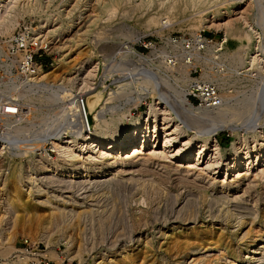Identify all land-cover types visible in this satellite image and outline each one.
<instances>
[{"label": "rangeland", "instance_id": "rangeland-1", "mask_svg": "<svg viewBox=\"0 0 264 264\" xmlns=\"http://www.w3.org/2000/svg\"><path fill=\"white\" fill-rule=\"evenodd\" d=\"M6 3L9 8L4 9L0 17V39L10 37L19 27L29 24L34 29V35H38V39L47 46L35 56L36 63L43 69L35 70L29 77L10 70L13 74L10 78L6 73L9 71L0 64V102L12 99L24 113L23 130L16 134L19 141L27 142L42 132L52 136L55 130H65L68 113L63 109L69 101L101 84L106 85L110 93L113 91L122 95L117 100L110 101V106L125 104L128 115L134 119L146 112L152 101L155 102L153 99L156 92L166 94L173 103L175 96L171 87H175L176 82L166 72L159 71L163 64L155 60L135 61L130 53L138 50L151 57L157 50L167 48L168 36L187 38L199 32L215 43H221L225 30L205 25L207 19L213 17L216 18V24L227 21L226 19L232 20L233 24V30L221 50L224 54L221 58L227 63L230 73L226 72L224 77H219L228 80V85L232 86L231 94L225 95L236 97L239 94L237 99L240 100L242 94H246L247 98L250 97L247 108H251L246 111L248 113H243L239 108L236 111L239 114L231 119L236 131H219L214 136L215 141L223 154L229 153L234 144L248 141L262 128L260 126L256 131L250 132L244 126L251 123L254 117L256 119V116L260 117V123L264 119V84L257 101L262 102L260 107L255 102V93L252 94L259 86L260 76H250L252 72L264 74V63H260L264 62V56L263 60L257 57L252 67H246L245 64L244 69H241L237 58L248 63V58L252 55L264 53L263 48L256 44L260 39L258 32H263L264 37V0H206L194 7L191 0H7ZM238 8H242L240 10L245 13L233 15ZM236 19L238 20L235 21ZM250 33H253L252 39L256 41L253 46H247L246 39L250 37ZM143 43H146V47ZM90 63H93V67L96 66L92 76L86 73L91 70L88 68ZM79 66L84 68L82 78L87 86L93 84L90 89L84 84L78 86L73 82ZM124 67L134 73L140 67L150 68L158 71L159 78L168 83H162L165 86L155 83L154 87V82L147 79L148 83L145 84L144 75L147 74L144 71H140L141 84H136L138 78L134 79L133 72L124 76L129 81H118ZM247 70L245 74L237 75ZM138 98L141 102L139 106L131 104ZM237 103L235 106L240 107L238 104L241 103ZM174 107L179 111L177 106ZM109 118H105L107 124L111 121L114 125L121 124L122 120ZM177 122L181 124L179 126L182 131L191 135L194 140H197V131L209 128L208 121L185 112ZM12 132L14 134L12 127L0 121V133L7 135ZM50 136L44 149L37 150L36 154L54 159L58 156L51 146ZM1 144L0 259L3 260L20 252L18 249L26 247L28 252L40 254L38 262L40 257H45L49 264H103L113 256V251L127 246V252L113 260L139 253L137 264H151L154 259L157 264H177L166 252L172 242H187L191 248L200 245L203 248L224 235L230 238V246L237 258L233 260L227 257L222 264H247L243 260L246 255L243 248L239 250L237 246L241 247V240L245 241L246 237L248 239L255 230L264 231V227L259 229L260 225L256 224L251 227L246 225L239 234L235 233L233 229L227 228L228 218L224 217L226 210H233L236 206L248 209L255 207L257 212L264 208V177L258 179L261 174L264 175V163H258L252 169L258 179L253 190L247 189L245 182L236 189L226 190L220 188V183L224 180L222 173L213 175L210 170L203 171V166L191 167V164L190 172L186 171L184 169L187 162L181 163L160 153L153 155L152 148L146 147L144 154L131 160L123 158L125 154H114L117 159L119 156L125 159L120 164L117 161L106 165L102 163V158H93L95 166L106 165L103 166V173L83 176V172L78 171L77 175L69 176L63 171L56 174L41 171L42 165L33 161L32 153L11 156L10 154L18 151ZM129 149V154H133L135 147L130 146ZM223 160L224 157L221 163H224ZM230 174L224 182L233 179V173ZM31 179H36L34 184H31ZM19 180L23 184H18L17 187L16 182ZM39 188L42 192L37 191ZM12 190H15L14 195L19 196L21 205L13 200ZM76 202L83 203L91 211L85 217L76 215L81 211L75 207ZM6 238H11V242L8 243ZM241 250L242 253H239ZM213 254L218 256L217 252ZM17 256L12 264L26 261L27 264H32L36 260L33 254ZM198 256L200 255L183 257L181 262L189 264ZM25 257L28 259L23 260Z\"/></svg>", "mask_w": 264, "mask_h": 264}, {"label": "bare ground", "instance_id": "bare-ground-1", "mask_svg": "<svg viewBox=\"0 0 264 264\" xmlns=\"http://www.w3.org/2000/svg\"><path fill=\"white\" fill-rule=\"evenodd\" d=\"M204 1L206 2V0H199V1L191 0V4L194 7L197 4H200V3L202 4V2L204 3ZM6 2L7 0H0V17L2 13L4 12V9L7 8ZM240 9L242 8H238L235 10L233 9L234 11H237L233 15H241L245 13L243 12V10H240ZM215 19L214 17L207 19V22L205 25H207L208 27H220L222 28V30H225L223 41L221 43H214L211 46L213 52H218L219 55L223 57L224 54L221 53L222 52L221 50H222L223 45L226 44L228 37L233 30V24H232V20H228V19H226L227 21L223 20L224 22L216 24ZM237 20L238 19H236L235 21ZM256 28L255 30L256 32H258ZM32 30L34 31L33 28ZM261 34H263V32H258V37L260 39L258 40V42H256L255 39H252L254 36L253 33H250L249 35L250 37L246 39L247 46H253L254 44L253 42H256V44H259L264 50V45L262 44V41H261ZM34 38H37L36 40H38V44H43L38 39V37H34ZM255 51L257 50L255 49ZM257 54H261V56ZM262 54L263 52L262 53L258 52L254 54V56L251 54L252 56L248 58L249 60L248 63H243L242 60H240V58H237L238 62L240 63L241 69L254 66L257 57H260V59L263 60ZM93 61H96V60L94 59ZM260 63H264V62L261 61ZM245 64H247L246 67H245ZM165 66H167V68H165ZM165 66H164L165 71H167V69H170L168 65H165ZM95 67L96 66L93 67V63L88 64V68L91 70L90 72H86V73H88L89 76H92L95 73ZM37 69H43V68L40 66H36L35 70ZM88 70H85V71H88ZM83 71H84L83 66H79V68H77L76 75L73 79L74 80L73 82L76 85L84 84L86 88L90 89L91 88L90 86L93 84H91L90 86H87L86 81H84L82 78ZM170 71H174V70L170 69ZM180 72L186 73L187 70L181 69ZM245 72H248V70L240 74L237 73V75L241 76V74H245ZM145 73L147 75H144V77L146 78L144 83L145 82L148 83L147 79L150 82L152 81V83L154 82V84H152L154 85V87H155V83L157 82L158 84L168 83V82L163 81L162 80L163 78L162 79L159 78L160 80L159 81L157 80V82H155V80L158 78L155 79L152 74H149L148 72H145ZM31 74L27 75V77H29ZM256 74L260 76V80L258 82L259 86L257 87V89H255L256 92L252 91V94L255 93L254 94L256 95L255 102L258 104L257 106H260L261 101L260 102H257V101L261 95L260 88L262 84H264V74L256 72L253 75H256ZM212 75H217V76H212ZM225 75L226 73L218 74L215 72L206 74L208 78L216 81L221 89H223L224 91L227 90L225 91V93L223 92L224 103L216 109H213L211 111L209 110L201 111L198 109H196L197 111L189 110L188 107H186L184 103L185 102L184 87L187 83L188 77L185 75L184 77H181L180 80H177V78L174 75L173 78L175 79V82L178 81V84L176 83L175 87L172 86L171 89L173 90V96H175V100L173 99L174 101L173 103L175 106L178 107L176 108L179 109V111L175 109L169 97H167L166 94L160 93L161 92L160 91L159 93L156 92V96L153 99L155 102L152 101L151 104L148 106L147 111L144 112L140 117L136 119L131 118L132 116L128 115V110L126 109L127 107L125 104L117 105L114 107L110 106L111 104L110 101H112L113 99H116L119 95L122 96L121 93H115L113 91L110 93L107 90L106 85L104 84L94 86L92 90L88 92H84L82 95L78 96L77 98L71 99L68 104L66 103L67 106L65 105L66 107L63 109V111L68 113V117L65 120L66 127H65V130L63 129L64 131L62 129L55 130V133L52 134V136H50V134L47 136L45 132H42L38 137L36 138L33 137L27 142L19 141L18 138L16 137L17 136L16 134L19 133L21 130H23L22 124L25 123V119H23L24 113L20 111L18 108L15 109L14 106L8 105L5 108L6 112L4 113L3 116L6 118L5 120L7 122V125L9 127H12L14 134L12 132V134H7L3 138H7L10 140L13 139L14 141L11 145L8 144L9 146L6 145L4 147H8L9 149H16L18 151V153L14 152L15 154H10L11 156H22V155L27 154L28 152L32 153L33 161L34 160L38 161L39 164L42 165L41 171H46L47 173L51 172V174H54V173L56 174L57 172L63 171L67 173L69 176L70 175L72 176V174L75 175L76 173H78V171L83 172V176H88L92 173H103L104 172L103 166L106 167V165L115 164L117 161H119V164H120V162L123 163L124 162L123 160L125 159L131 160L137 157L139 154H144V150L147 147V148H152L151 154L153 155L160 153V154H164L165 157L176 159L177 161L181 163L187 162L188 164H186L185 169L183 168L186 171H189L191 167H194V165H201L203 166L202 170L205 172H207L206 170H210L213 175L217 173H222V175H224V180L225 179L228 180L227 176H230L231 175L230 173H233L232 174L233 179L231 181L224 182L223 180L220 183V188L222 189L233 190V189H236L238 185L245 182L247 189L253 190L254 187L257 185L258 179L259 178L261 179L264 177V175L261 174L260 177L256 179L257 178L256 174L252 173L253 171L252 169L255 168L256 164L264 163V119L260 120V121H263L260 123L258 120V118L260 117L255 115L257 118L255 119L254 117V120L251 121V123H248V125L246 123L244 127L245 128L247 127L248 131L254 132L257 129H259V127L261 126L262 127L261 130L260 131L258 130V132H256V136H253V138L249 139L248 141L245 140L243 142H237L236 144H234L232 150L229 153L223 154L221 152L220 146L215 141V138H214L215 134H217L219 131H222L224 129H230L232 131H236L235 128L232 127V122H231L232 117L234 118V115L239 114V113H236V111H238V109L240 108L239 110L242 109L244 113L247 110L251 109V108L250 109L247 108L248 103L250 102L249 100L250 97L247 98L246 94L245 95L242 94L243 96H241L242 98L240 100L237 99V96L239 95L238 93L236 97L226 96L227 94H231L232 86L228 85L230 84L228 80L226 81L224 78H221V77H224ZM119 77H118V81L125 80L124 78L122 77L119 78ZM125 81H129V79ZM141 82L142 80L138 79L136 81V84H141ZM65 96L67 95L65 94ZM142 97H144V95ZM56 98H58L57 95H56ZM140 98H138V100L135 99V101H132L133 103L131 102V104L139 106L141 103ZM237 102L238 103L240 102L241 104H238ZM236 103L240 107L235 106ZM263 106H264V102H263ZM184 112L186 114H191V115L199 114L198 116L196 115L195 116L197 118L199 117L202 120L205 118L206 120L205 119L204 120L209 122V128H205V129L203 128V130L196 132L198 134L197 140H194L191 135L185 134V131H182L181 127L179 126L180 123L177 122L179 121V119L182 118V115ZM106 117H110L109 118L110 120L111 119L113 120V118L115 119L116 117L117 120L119 121L122 120L121 124L114 125L112 121L109 124H107V121L105 119ZM73 128H75V130H72ZM24 129H25V126H24ZM49 136L52 137V139H50L52 141L51 146L53 147L54 151L57 153V156H58L57 158H54V159L50 158L49 156L47 157V155L46 157H42L41 155L36 154L37 150H40L41 148L44 149L46 142H48L47 139L49 138ZM177 140H179L178 141L179 144L176 145L175 143ZM130 146L135 147L134 153L131 155L129 154V151H128L130 150L129 149ZM192 146H193V151H192ZM157 149L159 150L155 152ZM114 154L116 155L119 154L120 156L125 154V157H123L125 159H123L120 156L117 159L116 155ZM84 155H88V156L85 157ZM96 157L102 158L103 159L102 163L106 165L95 166L96 163L93 162V158L95 159ZM223 157H224V160H223L224 163H221ZM110 158L111 160L112 158L114 159L111 161ZM190 164L193 166L190 167ZM234 173L236 175H234ZM199 175H196V176L198 177ZM25 176L27 177V174ZM34 178L35 177H33V179ZM35 180L31 179L32 181L31 184H34ZM16 183H17L16 185L17 187H18V184L19 185L21 183L23 184V182H21L20 180ZM37 191L42 192L40 188L37 189ZM11 194L14 195L15 190H12ZM19 199L20 198L18 195H14L13 200L16 202L18 201L21 205V202L19 201ZM47 199H48V196H47ZM77 203L78 202L74 203V205H77L75 207L80 208L81 211L77 212L76 215H80L83 217L84 215L88 214L91 211L89 210L88 206H83V203L81 204H77ZM254 208L255 207L251 209L249 207L248 209L245 207L236 206L235 208H233V210H226V212L224 213V217L226 216L225 218H228L226 219V222L229 225L227 228L233 229L235 233H238L246 225L251 227L256 224H259L260 225L259 229L261 227H264V208L260 210L259 212H257ZM4 209L6 213H8L6 206H4ZM71 210L73 209L71 208ZM24 215H27V213ZM245 236H248V235H245ZM6 239L7 241H9L8 243L11 242L10 241L11 238H6ZM229 239L230 238H228V236H224V235L219 236V239L216 242L211 241L207 243L208 248L207 246H205L207 249L203 253L201 252L205 249V247L202 248L201 245L198 247L191 248L190 243L188 244L187 242L174 241L170 245H168V247L166 248V252L171 259L177 262V264L184 263L183 261L181 262V259H183V257L195 256V255L196 256L200 255V256H198L197 258L195 257L196 259L192 260L190 263L188 262L189 264H222V261H225L227 257H230L233 260L234 259L236 260L237 258L236 252H234L233 248L230 246L231 241ZM241 241H243L240 243L241 247L237 245L236 246L239 250L240 248H243L242 250L246 254L243 260L247 262V264H264V231L255 230V232L251 234V236H249L248 239L246 237L245 241L244 240H241ZM126 248L127 246H123L121 250L113 251L112 253L113 256H111V258H109L107 261L103 262V264H137L136 261L138 260L139 253L129 254L126 257H123V259L117 258L118 260H115V259L113 260V258H116L118 256H123L122 254L127 252ZM242 250L241 252L239 251V253H242ZM214 252H217L218 256L214 255L213 254ZM39 255L40 254H33V257L36 258L35 260L36 262H38L37 257H39ZM103 258H104V255H103ZM27 259L28 258L25 257L23 260H27ZM22 264H27V261ZM140 264H145V263H140ZM151 264H157L156 260L154 259V261ZM223 264H228V262H225ZM229 264H233V263H229Z\"/></svg>", "mask_w": 264, "mask_h": 264}, {"label": "built area", "instance_id": "built-area-1", "mask_svg": "<svg viewBox=\"0 0 264 264\" xmlns=\"http://www.w3.org/2000/svg\"><path fill=\"white\" fill-rule=\"evenodd\" d=\"M33 33L35 32L32 30V27L27 24L19 27L18 30L10 37L0 39V64H3L5 69L9 71V73H6L10 78L13 75L11 72L12 70L27 76L34 72L36 66H40V64L36 63L35 56L39 54L40 51H43V49H46L47 46L38 44V40H36L37 38H34L38 35H33ZM261 41L263 44V34H261ZM166 43L167 48L157 50V52L154 53L155 55L151 57L144 55L138 50H132L130 56L135 61L139 62L153 60L161 62L163 67L159 71L162 73L166 72L167 75L172 77H174L175 74L177 80H180L181 77L186 75L188 80L184 87V103L189 110L198 109L201 111H211L222 105L224 103L223 89L219 87L216 81L206 76L208 73L215 72L218 74H224L228 71L227 63L221 58L218 52L212 51L211 46L215 43V41L211 38L203 36V34L199 32L187 38H174L172 36H168L166 38ZM143 45L146 47V43H143ZM263 56L264 53L262 54V57ZM165 65H168L170 69H173L174 71H170V69L165 71ZM181 69H185L187 72L181 73ZM140 71L152 74L155 79L160 76L158 71H153L150 68L140 67L139 70L134 73V71L124 67L120 77L123 76L124 78V76L129 72H133L134 78L140 79L142 77V73H140ZM253 74L254 73L252 72L250 76L259 77L258 74ZM176 83L178 84V81ZM257 87L255 89H257ZM8 105L14 106L15 109L18 108L20 110L17 103L12 101V99L0 102V121L6 125V118L3 115L6 112L5 108ZM192 115L195 116L196 114ZM4 136V133H0V144L2 143V146H6L8 144L11 145L14 140L3 138ZM18 250L20 251L17 252L18 254H25L26 256L36 253L28 252L26 247ZM17 253L9 256L7 260L0 259V264H12L14 261L13 259L17 258ZM31 263L35 264L36 262L33 261ZM37 264H49V262L47 261V258L40 257Z\"/></svg>", "mask_w": 264, "mask_h": 264}]
</instances>
